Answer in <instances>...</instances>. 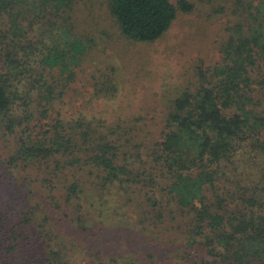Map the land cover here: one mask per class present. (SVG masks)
Here are the masks:
<instances>
[{"label": "trees", "instance_id": "trees-1", "mask_svg": "<svg viewBox=\"0 0 264 264\" xmlns=\"http://www.w3.org/2000/svg\"><path fill=\"white\" fill-rule=\"evenodd\" d=\"M237 5L242 21L221 44V64L200 67L199 86L171 101L164 127L57 119L44 140H35L24 127L38 115L46 118L84 74L101 26L98 6L122 39L148 44L194 6L185 0H0V134L14 138L13 155L0 158V188L10 187L0 199V264H71L78 251L71 244L66 253L55 233L56 197V203L31 204L24 194L14 196L22 190L21 172L45 160L55 167L34 184L53 194L54 179L64 174L65 202L85 194L99 210L100 219L84 227L93 242L88 264H264V0ZM117 72L112 67L94 77L98 99L117 96Z\"/></svg>", "mask_w": 264, "mask_h": 264}, {"label": "rangeland", "instance_id": "rangeland-1", "mask_svg": "<svg viewBox=\"0 0 264 264\" xmlns=\"http://www.w3.org/2000/svg\"><path fill=\"white\" fill-rule=\"evenodd\" d=\"M171 1L177 3L182 0ZM185 1L192 3L194 10L190 13H180L164 38L151 44L133 43L122 39L117 29L109 25L107 16H104V8L98 6L101 26L97 28L99 31L94 37L96 46L91 49L89 57L82 64L85 69L83 76L81 75L80 79L72 84L65 97L55 102L46 118L38 115L36 119L27 123L28 127L24 129L29 130L28 136L35 140H44L46 131L49 130L48 125L53 124L55 120L61 119L64 123H73L80 117L89 120L103 119L109 123L131 120L133 125L144 129L151 127V130L164 127L163 116L171 101L186 89L191 92L196 91L200 82V67L208 70L221 64V44L228 40L229 35L234 33V28L242 21L237 12V0ZM85 18L87 19L86 16ZM244 26H247L246 22ZM244 30L249 33L246 28ZM100 31L102 34L99 33ZM112 67L118 71L116 79L119 92L113 99H98L94 77L100 76V70L105 71ZM255 85L258 87V84ZM256 97L258 98L259 94ZM261 99L264 104V97ZM138 118H144L147 124L144 126L145 123ZM261 127L259 128L264 139V124ZM2 137L5 138L0 134V158L10 157L13 155L14 138L12 137V141H7ZM6 145L9 147L6 148ZM259 165L264 168L261 161ZM54 167V163L45 160L36 162V165L32 166V171H22L20 177L22 190L18 191L16 188L18 185L13 186L18 191L14 192V196L21 198L20 195L24 194L31 204L36 202L46 204V200L56 203L54 200L56 197L61 207L51 214L56 217L53 226L55 233L61 237L63 247L68 248L66 253L70 251L71 244L74 247L77 244L78 249L75 254L71 253V261L68 262L72 264L77 260V263L88 264L91 258L86 254V249H89L93 242L91 244L87 242L84 227H91L89 223L91 219L95 221L100 219L99 210L93 206L94 201L91 197H86L85 194L82 201L77 198L71 204L65 202L67 195L60 185L65 178L64 174L54 179L57 187H54L53 194L49 190L39 188V184H34L39 174L42 176L41 179L47 178V174L51 173ZM87 179L89 180V177ZM88 188L91 186L88 185ZM9 192L10 187H1L0 199L3 197L7 199L9 195L4 194ZM113 199H117L119 205L123 202L117 197ZM120 214L109 223L116 225L122 216L121 212ZM147 260L149 261L148 258ZM11 261V264H24L22 260L11 259Z\"/></svg>", "mask_w": 264, "mask_h": 264}]
</instances>
